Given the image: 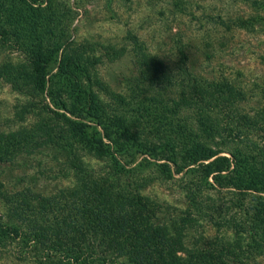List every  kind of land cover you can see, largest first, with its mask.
Listing matches in <instances>:
<instances>
[{"label":"trees","instance_id":"obj_1","mask_svg":"<svg viewBox=\"0 0 264 264\" xmlns=\"http://www.w3.org/2000/svg\"><path fill=\"white\" fill-rule=\"evenodd\" d=\"M59 18L51 0H0V44L25 61L0 65V81L33 87L54 109L33 128L0 131V166L54 148L71 160L78 150L107 157L109 171L103 177L69 163L75 181L51 195L0 191V249L14 244L33 264H228L222 251L184 255L178 232L150 216L142 187L125 178L146 165L166 179L194 175L204 189L254 193L253 228L264 224V106L239 110L244 94L230 82L193 79L183 66L174 74L137 39L140 79L127 100L113 96L105 106ZM133 154L140 163L122 161Z\"/></svg>","mask_w":264,"mask_h":264},{"label":"rangeland","instance_id":"obj_2","mask_svg":"<svg viewBox=\"0 0 264 264\" xmlns=\"http://www.w3.org/2000/svg\"><path fill=\"white\" fill-rule=\"evenodd\" d=\"M51 2L66 36L76 41L86 61V84L105 106L112 105L113 96L127 100L132 79H140L132 52L136 39L174 74L182 75L178 69L183 66L193 79L230 82L244 94L239 110L254 112L264 106V0ZM23 59L22 53L0 44V65L23 63ZM18 87L0 81V131L5 133L33 128L37 120L54 113L43 93ZM177 90H168L166 96L177 95ZM180 118L192 122L190 112H183ZM76 153L78 161L54 148L21 155L0 166V191L22 193L28 189L51 195L75 181L76 172L69 163L87 164L89 171L106 177L111 163L107 157L81 150ZM128 160L136 164L142 158L135 154L122 158L124 163ZM146 169V165L139 167L125 181L142 187L140 193L155 221L178 232L184 255L222 251L228 264H264V224L253 228L251 220L256 213V194L204 189L196 184L194 175L166 179L156 168ZM15 247L0 249V264H33L31 259L21 260Z\"/></svg>","mask_w":264,"mask_h":264}]
</instances>
